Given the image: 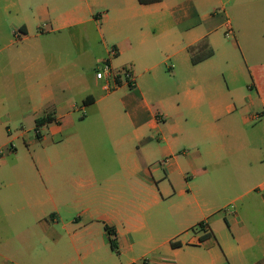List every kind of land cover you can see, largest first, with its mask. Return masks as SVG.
Instances as JSON below:
<instances>
[{
  "label": "crops",
  "instance_id": "0c3cea01",
  "mask_svg": "<svg viewBox=\"0 0 264 264\" xmlns=\"http://www.w3.org/2000/svg\"><path fill=\"white\" fill-rule=\"evenodd\" d=\"M81 33L98 42L90 76ZM200 42L213 54L194 63ZM162 56L182 69L177 103L135 76ZM106 63L129 88L103 89ZM2 107L0 264H24L14 239L37 264H264V0H0ZM189 169L230 190L225 228L164 211L193 194ZM27 207L34 230L15 232Z\"/></svg>",
  "mask_w": 264,
  "mask_h": 264
},
{
  "label": "rangeland",
  "instance_id": "374dc122",
  "mask_svg": "<svg viewBox=\"0 0 264 264\" xmlns=\"http://www.w3.org/2000/svg\"><path fill=\"white\" fill-rule=\"evenodd\" d=\"M97 45L98 42H93L92 38L87 37V35L82 33L79 35V48L81 50L80 63L84 66L83 71L88 76L96 71L97 65L95 63V51ZM108 45L109 48L115 47L110 41ZM172 63L176 62L173 60H166L163 56L151 59H145L142 57L135 62L134 71L137 82L145 91L146 98L150 103H156L166 97H171V101L174 103L179 102L175 91L176 87L181 86L183 82V76L181 74L182 69L180 66L179 68L176 66L170 68ZM98 67L101 70L103 69L101 65H98ZM177 70L179 75L175 76ZM123 83L127 88L128 85L125 78H123ZM3 109L4 107H2L0 111H3ZM77 114L81 116L82 112L77 111ZM185 147H187L190 152L196 150L195 144H191V142L187 143ZM187 176L193 180V194L174 195L170 201L167 200L163 203L164 205L162 207L164 208V211L175 217L177 222L176 227L185 228L196 226L200 221L205 220L212 226L225 228L226 215L232 208L230 205L231 192L225 185H223L225 182H207L205 181V179H207L206 176L197 169H189ZM181 179L183 184L185 181L184 176H182ZM71 217L73 216H66L64 214V222L67 220L71 221ZM32 220L33 216L27 207L16 217L14 225L15 232H33L34 229L32 225L35 223L34 221L32 222ZM9 235L13 236L14 234L10 233ZM26 236L29 239L36 238L30 235ZM19 243L21 242L18 239L13 240V249L19 251V262L24 264H37L28 261L25 257L23 244L21 243V245H19Z\"/></svg>",
  "mask_w": 264,
  "mask_h": 264
},
{
  "label": "trees",
  "instance_id": "16d2710c",
  "mask_svg": "<svg viewBox=\"0 0 264 264\" xmlns=\"http://www.w3.org/2000/svg\"><path fill=\"white\" fill-rule=\"evenodd\" d=\"M153 1H158V0H140V2L142 3H149V2H153ZM190 52L192 53V62L196 63L198 61H201L202 59L209 57L210 55L213 54V48L210 47L207 43L205 42H200L197 46H191L190 47ZM89 99L86 98L84 100V102H87V100ZM50 115L41 117L36 119V123L37 124H41L43 123L45 120L50 119ZM200 225L202 226L203 223L201 222ZM107 231H108V240L110 242V245L112 247V249L117 250V241H116V236H115V232H113L111 230V228H109L108 226L106 227ZM173 245H175V242L172 243Z\"/></svg>",
  "mask_w": 264,
  "mask_h": 264
},
{
  "label": "built area",
  "instance_id": "2783aa9c",
  "mask_svg": "<svg viewBox=\"0 0 264 264\" xmlns=\"http://www.w3.org/2000/svg\"><path fill=\"white\" fill-rule=\"evenodd\" d=\"M117 49L115 47H112L110 50L111 55H116ZM98 78H105V84L103 86V89L106 91H109L116 87L118 85L117 78H125L127 83L132 82V72L130 71L129 67L122 68L118 71H114L112 67L106 63L104 68L102 70H99L97 72Z\"/></svg>",
  "mask_w": 264,
  "mask_h": 264
}]
</instances>
